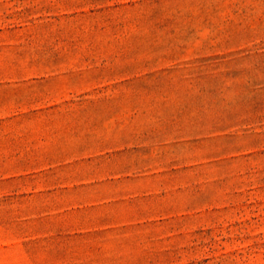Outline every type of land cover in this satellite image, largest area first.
<instances>
[{"label": "rangeland", "instance_id": "rangeland-1", "mask_svg": "<svg viewBox=\"0 0 264 264\" xmlns=\"http://www.w3.org/2000/svg\"><path fill=\"white\" fill-rule=\"evenodd\" d=\"M0 264H264V0H0Z\"/></svg>", "mask_w": 264, "mask_h": 264}]
</instances>
